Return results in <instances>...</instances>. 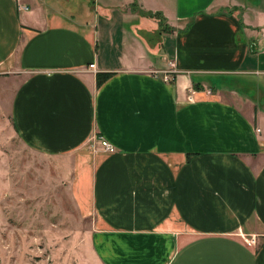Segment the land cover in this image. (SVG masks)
Masks as SVG:
<instances>
[{
  "label": "crops",
  "instance_id": "0c3cea01",
  "mask_svg": "<svg viewBox=\"0 0 264 264\" xmlns=\"http://www.w3.org/2000/svg\"><path fill=\"white\" fill-rule=\"evenodd\" d=\"M3 84L98 264H264V0H0Z\"/></svg>",
  "mask_w": 264,
  "mask_h": 264
},
{
  "label": "rangeland",
  "instance_id": "374dc122",
  "mask_svg": "<svg viewBox=\"0 0 264 264\" xmlns=\"http://www.w3.org/2000/svg\"><path fill=\"white\" fill-rule=\"evenodd\" d=\"M6 87L0 86V264H98L93 220L78 212L62 162L17 135Z\"/></svg>",
  "mask_w": 264,
  "mask_h": 264
},
{
  "label": "trees",
  "instance_id": "16d2710c",
  "mask_svg": "<svg viewBox=\"0 0 264 264\" xmlns=\"http://www.w3.org/2000/svg\"><path fill=\"white\" fill-rule=\"evenodd\" d=\"M134 10H138L139 13L141 15H144V17H148V18H153L158 20L159 22V30L156 31V33L151 34V33H142V35H144V38L151 43L152 45L157 46L159 39H160V31L163 29V20L161 18V16H159L158 14H150L147 12H144L142 10L139 9V7L136 5L134 7ZM112 76V73H100L97 75V86H101L104 82H106L110 77Z\"/></svg>",
  "mask_w": 264,
  "mask_h": 264
},
{
  "label": "built area",
  "instance_id": "2783aa9c",
  "mask_svg": "<svg viewBox=\"0 0 264 264\" xmlns=\"http://www.w3.org/2000/svg\"><path fill=\"white\" fill-rule=\"evenodd\" d=\"M22 9L27 10L28 7H20V10H22ZM164 80H165L166 82H170V81L173 80V78H171L170 76H168V75L166 74L165 77H164ZM190 93H191V95L189 96V101L192 102V101H194L195 91H193L192 89H190ZM101 141H102L101 143H102L104 149L106 150V152H109V153H114V152H115V148H114V146H112L108 141H106V140H104V139H101ZM250 244H251V245H254V246L257 245V239H256V237H252V238L250 239Z\"/></svg>",
  "mask_w": 264,
  "mask_h": 264
}]
</instances>
